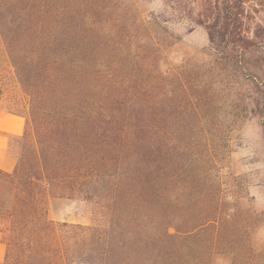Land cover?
Wrapping results in <instances>:
<instances>
[{"label": "trees", "instance_id": "16d2710c", "mask_svg": "<svg viewBox=\"0 0 264 264\" xmlns=\"http://www.w3.org/2000/svg\"><path fill=\"white\" fill-rule=\"evenodd\" d=\"M128 4L0 0V112L25 119L21 135L7 134L14 168L0 169V264H212L201 229L218 220L185 229L181 139L152 118L163 105L137 84L144 70L118 78L106 61L102 15ZM210 18L211 54L236 65L264 49V0H214ZM141 53L135 45L130 59ZM57 199L88 221L51 219Z\"/></svg>", "mask_w": 264, "mask_h": 264}, {"label": "rangeland", "instance_id": "374dc122", "mask_svg": "<svg viewBox=\"0 0 264 264\" xmlns=\"http://www.w3.org/2000/svg\"><path fill=\"white\" fill-rule=\"evenodd\" d=\"M213 1L110 5L101 36L108 44L109 69L118 62V78L144 70L137 84L149 82L150 103L163 105L152 118L166 123L169 139H181L185 229L195 219H217L216 227L201 229L212 264H264V49L236 65L208 52L205 25ZM146 43H156L160 51ZM135 45L142 53L132 60ZM122 88L127 90L126 84ZM172 142L168 161L174 171ZM48 216L56 222L88 221V214L66 199L53 200Z\"/></svg>", "mask_w": 264, "mask_h": 264}, {"label": "crops", "instance_id": "0c3cea01", "mask_svg": "<svg viewBox=\"0 0 264 264\" xmlns=\"http://www.w3.org/2000/svg\"><path fill=\"white\" fill-rule=\"evenodd\" d=\"M25 126L24 117L6 111L0 112V169L11 171L15 165L14 156L7 147V134L21 135ZM5 254V245L0 242V261Z\"/></svg>", "mask_w": 264, "mask_h": 264}]
</instances>
